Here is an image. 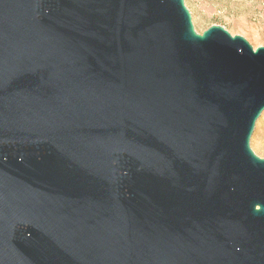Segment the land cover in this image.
<instances>
[{
    "label": "water",
    "instance_id": "1",
    "mask_svg": "<svg viewBox=\"0 0 264 264\" xmlns=\"http://www.w3.org/2000/svg\"><path fill=\"white\" fill-rule=\"evenodd\" d=\"M263 110L184 0H0V264H264Z\"/></svg>",
    "mask_w": 264,
    "mask_h": 264
},
{
    "label": "rangeland",
    "instance_id": "2",
    "mask_svg": "<svg viewBox=\"0 0 264 264\" xmlns=\"http://www.w3.org/2000/svg\"><path fill=\"white\" fill-rule=\"evenodd\" d=\"M196 32L221 25L244 37L253 48L264 46V0H184ZM250 147L264 157V110L255 122Z\"/></svg>",
    "mask_w": 264,
    "mask_h": 264
}]
</instances>
